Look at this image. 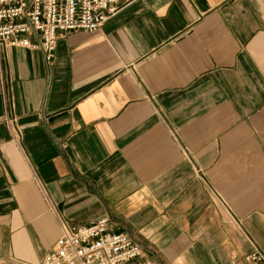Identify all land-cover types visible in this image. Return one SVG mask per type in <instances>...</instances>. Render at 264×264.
<instances>
[{
    "label": "crops",
    "instance_id": "crops-1",
    "mask_svg": "<svg viewBox=\"0 0 264 264\" xmlns=\"http://www.w3.org/2000/svg\"><path fill=\"white\" fill-rule=\"evenodd\" d=\"M103 217L156 264L264 252V0H135L50 63L0 47V264Z\"/></svg>",
    "mask_w": 264,
    "mask_h": 264
},
{
    "label": "built area",
    "instance_id": "built-area-1",
    "mask_svg": "<svg viewBox=\"0 0 264 264\" xmlns=\"http://www.w3.org/2000/svg\"><path fill=\"white\" fill-rule=\"evenodd\" d=\"M133 1L0 0V47L40 50L50 63L61 36L94 33ZM4 122L14 131L13 104L7 105ZM228 256L230 264H264V252L253 245L243 255L232 250ZM40 264L156 263L143 258L141 245L129 235L112 232L109 219L103 217L87 225H63L62 234Z\"/></svg>",
    "mask_w": 264,
    "mask_h": 264
}]
</instances>
